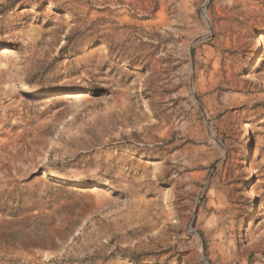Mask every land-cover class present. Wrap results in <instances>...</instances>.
I'll use <instances>...</instances> for the list:
<instances>
[{
	"label": "rangeland",
	"instance_id": "obj_1",
	"mask_svg": "<svg viewBox=\"0 0 264 264\" xmlns=\"http://www.w3.org/2000/svg\"><path fill=\"white\" fill-rule=\"evenodd\" d=\"M0 264H264V0H0Z\"/></svg>",
	"mask_w": 264,
	"mask_h": 264
},
{
	"label": "bare ground",
	"instance_id": "obj_2",
	"mask_svg": "<svg viewBox=\"0 0 264 264\" xmlns=\"http://www.w3.org/2000/svg\"><path fill=\"white\" fill-rule=\"evenodd\" d=\"M79 95L77 94V92H72L71 94H69L68 96H65V97H68L70 99H73L75 101V99L78 97Z\"/></svg>",
	"mask_w": 264,
	"mask_h": 264
}]
</instances>
